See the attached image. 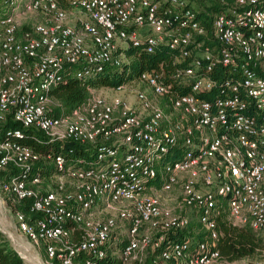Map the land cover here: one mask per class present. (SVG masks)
<instances>
[{
    "label": "built area",
    "instance_id": "2783aa9c",
    "mask_svg": "<svg viewBox=\"0 0 264 264\" xmlns=\"http://www.w3.org/2000/svg\"><path fill=\"white\" fill-rule=\"evenodd\" d=\"M262 1L235 0L206 28L189 0H0V121L89 152L71 161L0 140V170L17 169L0 197L31 200L41 216L15 211L16 229L46 264H145L149 253L152 264H235L216 249L217 217L264 229ZM160 49L170 67L90 88L54 116L49 91L69 75L127 71ZM40 160L54 168L47 189L31 176ZM188 210L206 232L195 242L173 238Z\"/></svg>",
    "mask_w": 264,
    "mask_h": 264
},
{
    "label": "trees",
    "instance_id": "16d2710c",
    "mask_svg": "<svg viewBox=\"0 0 264 264\" xmlns=\"http://www.w3.org/2000/svg\"><path fill=\"white\" fill-rule=\"evenodd\" d=\"M234 1L235 0H189V3L191 7L196 10L198 20L206 28H209L212 17L215 14L225 12L227 7ZM258 6L264 9V1ZM127 52H132V49L129 48ZM169 59V52L167 49H160L153 54L140 53L138 58L134 59L127 67V71L124 68L107 67L86 77L69 75L66 81L56 85L49 91V96L59 104L54 109L53 114L54 116H63L72 113L86 101L89 96L90 88L116 86L126 79L137 77L144 70L158 67L159 63L162 61L168 63L166 67H170V62H168ZM17 129L21 131L19 137L13 135V131ZM7 139L16 140L42 154L48 152L54 154L62 153L71 161H74L78 156L89 158V152H85L81 145L69 141H50L42 131L32 127H22L20 124L13 121L11 116H8L4 121H0V140ZM68 149H73V151L68 152ZM53 172L54 168L52 165L40 160L36 163L31 176L39 175V177L43 179L42 184H46L49 176L52 175ZM16 173L17 169L13 165H8L5 169L0 170V183L9 179ZM10 203L13 204L12 209L14 212H24L31 222L41 216L40 214L30 212V199ZM216 221L217 229L220 233L216 240V249L219 250L223 258L229 261L239 260L252 257L257 251L261 250V243L255 236L256 231L250 227L232 226L222 215L218 216ZM205 236L206 232L201 228L197 218L192 217L188 225L177 231L173 235V238L178 240L182 238H191L192 241H194L201 240ZM1 237L3 238L4 234L0 231V264H25L20 255L10 247L7 242H4V239H1ZM153 254H148L146 259L147 264H152ZM53 264H56V261H53Z\"/></svg>",
    "mask_w": 264,
    "mask_h": 264
},
{
    "label": "rangeland",
    "instance_id": "374dc122",
    "mask_svg": "<svg viewBox=\"0 0 264 264\" xmlns=\"http://www.w3.org/2000/svg\"><path fill=\"white\" fill-rule=\"evenodd\" d=\"M119 95L122 96L121 93ZM49 185H50L49 182H46V184H41V188L42 189H47L49 187ZM0 201H1V204H2L3 207H6V208L9 207L10 208V210H9V212L7 214V218L13 223V225H16L15 224V212L12 209V205L13 204H11L9 202V200L3 199V198H0ZM186 213L188 214V216L190 218H192V217L195 218L196 217L192 211H189L188 210ZM255 236H256V238L259 239V242L261 243L260 249L264 248V229H261V230L255 232ZM1 239H4V242H7V244L10 247H12V240L10 239V237L4 235V237L3 238L1 237ZM124 239H125V236H123V240ZM194 241H196V240H194ZM19 243H21L23 247L24 246L29 247L30 254L32 256L39 257L38 258V261H39L38 264H46L45 263V255H44V252H43L42 249H40L38 251L37 250V247H38L37 245H34L31 241H29L27 239H22V240L19 241ZM120 246H121V242L118 243V244H116V245H113L112 251L113 252H116V251L119 252L120 251ZM35 249H36V251H35ZM22 260H23V262L25 264H35V261L37 262V260L34 259V260H32L33 262L31 263L29 261V259L27 258V255H25L24 258H22ZM263 260H264V256H262V254H261L260 251H257V253L254 256L239 259L238 261L235 262V264H257L258 262H262ZM52 264H53V262H52ZM56 264H59V262L56 261ZM145 264H147V263L145 262ZM156 264H173V263L172 262H163V261H160L159 260L158 263H156Z\"/></svg>",
    "mask_w": 264,
    "mask_h": 264
},
{
    "label": "crops",
    "instance_id": "0c3cea01",
    "mask_svg": "<svg viewBox=\"0 0 264 264\" xmlns=\"http://www.w3.org/2000/svg\"><path fill=\"white\" fill-rule=\"evenodd\" d=\"M9 210H10V208L9 207H7V208L3 207L1 204V201H0V231L3 232L6 236L11 237L13 239L12 247H13V245L16 246L17 251L20 253L21 256H23L22 258H24V256L27 255V258L29 259V261L31 263L33 262L32 260L35 259V260H37V262L35 261V264L36 263L38 264L39 263V261H38L39 257L32 256L30 254L29 247H26V246L23 247L22 244L19 243L20 240L25 239V238L20 233L17 232L16 225H13V223L7 218V214L9 212ZM40 249H41L40 247H37L38 251ZM35 251H36V249H35ZM236 261H238V260H234V262H236Z\"/></svg>",
    "mask_w": 264,
    "mask_h": 264
}]
</instances>
